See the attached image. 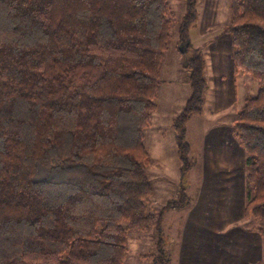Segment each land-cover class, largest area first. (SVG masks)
<instances>
[{
  "label": "trees",
  "instance_id": "16d2710c",
  "mask_svg": "<svg viewBox=\"0 0 264 264\" xmlns=\"http://www.w3.org/2000/svg\"><path fill=\"white\" fill-rule=\"evenodd\" d=\"M186 1L177 46L192 95L173 121L184 162L186 122L203 113L208 87L189 37L197 0ZM230 9L233 75L258 83L234 135L246 153L244 213L264 248V0ZM173 20L169 0H0V264H125L130 232L190 205L183 191L148 207L144 137ZM143 256L169 261L164 249Z\"/></svg>",
  "mask_w": 264,
  "mask_h": 264
},
{
  "label": "rangeland",
  "instance_id": "374dc122",
  "mask_svg": "<svg viewBox=\"0 0 264 264\" xmlns=\"http://www.w3.org/2000/svg\"><path fill=\"white\" fill-rule=\"evenodd\" d=\"M169 3L174 12L171 39L159 70L158 108L144 137L154 188L148 207L160 210L168 201L179 200L183 191L191 203L166 210L160 228L130 232L125 264H155L143 255L162 249L169 258L165 264H234L236 255L244 257L246 252L241 264H264L263 244L258 246L262 239L252 229L257 222L244 213L246 153L234 135L237 112L247 96L257 93L258 83L249 75H233V47L225 32L232 17L230 0H197L198 16L189 29L192 45L206 60L208 87L203 113L186 122V162L179 157L173 121L192 95L190 68L177 46L187 1ZM246 239L253 241L252 249L243 244Z\"/></svg>",
  "mask_w": 264,
  "mask_h": 264
},
{
  "label": "crops",
  "instance_id": "0c3cea01",
  "mask_svg": "<svg viewBox=\"0 0 264 264\" xmlns=\"http://www.w3.org/2000/svg\"><path fill=\"white\" fill-rule=\"evenodd\" d=\"M240 76H243V75H241V74H239L237 77H240ZM245 232H247V231H245ZM253 231H251V233H252ZM261 240V239H260ZM261 243H262V241L261 242H259V248H260V246H261ZM243 244L244 245H246V247H250L251 249L253 248V241L251 240H248V239H246L245 241H243ZM253 254V253H252ZM236 255V254H235ZM250 255V254H249ZM238 258V259H237ZM245 258H247V252H246V254L244 255V257H238V255H236V261H235V263L234 264H241V262L245 259Z\"/></svg>",
  "mask_w": 264,
  "mask_h": 264
}]
</instances>
